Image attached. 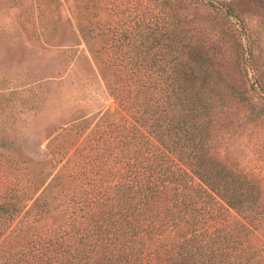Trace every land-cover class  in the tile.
<instances>
[{
    "label": "trees",
    "instance_id": "obj_1",
    "mask_svg": "<svg viewBox=\"0 0 264 264\" xmlns=\"http://www.w3.org/2000/svg\"><path fill=\"white\" fill-rule=\"evenodd\" d=\"M109 6L116 106L60 126L83 136L51 171L0 135V264H264L263 175L219 148L238 110L264 118L242 14L264 24V0Z\"/></svg>",
    "mask_w": 264,
    "mask_h": 264
},
{
    "label": "rangeland",
    "instance_id": "obj_2",
    "mask_svg": "<svg viewBox=\"0 0 264 264\" xmlns=\"http://www.w3.org/2000/svg\"><path fill=\"white\" fill-rule=\"evenodd\" d=\"M117 1L121 6L145 2ZM109 2L0 0V135L12 139L18 154L41 172L53 169L46 162L59 156L54 144L71 149L83 136L78 127L74 135H59L60 126L91 125L116 106L108 86L117 76L106 34L116 21ZM203 11L191 7L185 13ZM242 14L257 29L254 58L264 75V24L247 9ZM237 114L222 131L220 151L231 164L264 178V118L250 122L240 118V110Z\"/></svg>",
    "mask_w": 264,
    "mask_h": 264
}]
</instances>
